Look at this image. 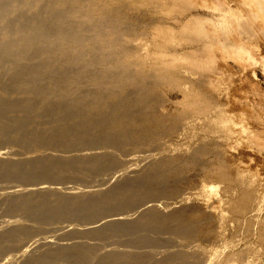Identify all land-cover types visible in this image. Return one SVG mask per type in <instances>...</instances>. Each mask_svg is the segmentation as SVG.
I'll list each match as a JSON object with an SVG mask.
<instances>
[{
    "label": "bare ground",
    "instance_id": "6f19581e",
    "mask_svg": "<svg viewBox=\"0 0 264 264\" xmlns=\"http://www.w3.org/2000/svg\"><path fill=\"white\" fill-rule=\"evenodd\" d=\"M262 45L264 0H0V264H264Z\"/></svg>",
    "mask_w": 264,
    "mask_h": 264
},
{
    "label": "rangeland",
    "instance_id": "374dc122",
    "mask_svg": "<svg viewBox=\"0 0 264 264\" xmlns=\"http://www.w3.org/2000/svg\"><path fill=\"white\" fill-rule=\"evenodd\" d=\"M152 38H153V35L150 34L149 37H148L149 42H147V40H145V42H147V44L149 43L148 45L151 46V47H153V44H152V41H151ZM263 48H264V47H263V45H262V47H261V51H262V52H263ZM262 52H260V53L262 54ZM263 54H264V52H263ZM263 54H262V55H263ZM257 68H258V69H257ZM257 68H256V76H257V77H256V80H257L258 83L260 84L261 88L264 89V72H263V70H262V68H261L260 66H258ZM238 122H239V121H238ZM0 145H1V144H0ZM10 146H11V145H9V146H8V145H6V146H4V145L2 146V145H1L0 148L2 147L3 150H5V151H9V152H11V151L14 149V150L11 152V153L14 152V154L17 155V156L15 155L14 158H17V157H18V158H22V157L24 158V157L28 154V152H29L27 148H20L19 150H17L16 148H14V147H17V146H13V147H12V146L10 147ZM6 147H8V148H6ZM9 147L12 148V149H10ZM22 149H24L25 151H24V150L22 151ZM26 149H27V150H26ZM3 150H2V151H3ZM29 150H30L29 153H31V150H32V149H29ZM15 151H17V152H15ZM19 151H20V152H19ZM33 151H36V152L38 151L37 153H40L41 151H44V149H42V150H41V149H39V150H33ZM33 151H32V153H33ZM36 152H35V153H36ZM18 154H19V155H18ZM21 155H22V156H21ZM24 155H25V156H24ZM257 156H258V155H257ZM262 159H263L262 157H259V156H258L257 161L254 160V161L251 162V161L246 160L245 163H247V165H249V166L251 165V167H254V168H255V166H256L257 164L255 163V166H254V163H253V162H257V163H259L258 160L261 161ZM249 162H251V164H248ZM252 163H253V165H252ZM260 164H261V163H260ZM258 165H259V164H258ZM260 167H261V166H259L258 168H260ZM261 170H262V169H261ZM261 170L259 169V170H257V171H259V173H263L264 170H262V171H261ZM197 175H198V174H197ZM201 175H202V173L199 174V176H198V178H196V182H195V183H197V179H198V181H200V182H199L200 184L197 183V185H196L195 183H193L194 186H192L191 188H189V189H190L189 191H188V189H187L188 187H185V186H184V187H183V190H181V189H182V188H181L180 191H178V192L184 194L183 192L186 193V191H188L190 194H192V193L195 194V193L197 192V190L200 189V188L202 187V186H200L202 183H208V180H204V178H203V176L205 177V175H204V174H203V176H201ZM200 176H201V177H200ZM199 177H200V178H199ZM201 178H202L203 181H206V182H202V181H201ZM205 178L207 179L208 177H205ZM1 179H3V181H5L6 183L3 182V181H1ZM1 179H0V186H1V185H4V184H8L9 182L12 183V184L9 183L10 186H12L13 184L16 183L15 180L12 181V180H7V179L4 180V178H1ZM199 179H200V180H199ZM8 181H9V182H8ZM14 181H15V183H14ZM15 185H22V184H21L20 182L17 181V183H16ZM195 186H196V187H195ZM221 187H222V190H223V191H221V192H224V189H225L224 187H225V185H224V184H221ZM184 188H185V189H184ZM186 189H187V190H186ZM191 189H192V190H191ZM185 190H186V191H185ZM191 191H192V192H191ZM198 191H199V190H198ZM180 193H177V194L179 195ZM222 195H223V193H222ZM224 195H225V194H224ZM163 196H164V197H163ZM165 196H166V195H162L161 199L163 198L162 200H167V198H166ZM158 199H160V198L158 197ZM3 211H4V208H3V207H2V208L0 207V213H1V214H0V221H1V219L3 218V216H1L2 214H4ZM230 215H231V214H229V217L232 216V215H231V216H230ZM231 218H232V217H231ZM233 223H234V222H232V223L230 222V225L228 224V225H229L228 227H229L230 229H228V231H227L228 234H227V236L224 238L225 241H223V243H225V242H226V243H227V242L229 243V240H230V243H231V240H232V239H231V236H229V235H232V234L235 232L234 230L236 229V224L234 225ZM233 225H234V227H235L234 230H233V228H231V227H233ZM230 226H231V227H230ZM231 229L233 230L232 232H231ZM229 230H230V231H229ZM228 237H229V239H228ZM226 239H227V240H226ZM233 240H237V238H234ZM103 241H105V240H103ZM109 241H112V240H107V242H109ZM219 243H220V242L215 243L214 246H218V247H221V248H222V247H223V243H220L221 246H219V245H220ZM216 244H217V245H216ZM219 249H220V248H219Z\"/></svg>",
    "mask_w": 264,
    "mask_h": 264
}]
</instances>
